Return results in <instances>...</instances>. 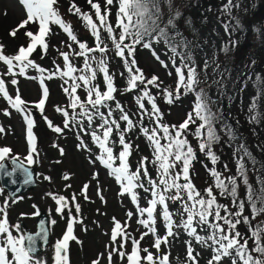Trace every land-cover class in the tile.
Segmentation results:
<instances>
[{
    "label": "rangeland",
    "instance_id": "obj_1",
    "mask_svg": "<svg viewBox=\"0 0 264 264\" xmlns=\"http://www.w3.org/2000/svg\"><path fill=\"white\" fill-rule=\"evenodd\" d=\"M73 3V1H65L64 4L58 2L56 7L60 17L71 25L77 35H85L87 29L82 19L69 10L70 4ZM247 4H241L243 10ZM196 5L197 7L193 9L192 22L187 25L186 30L175 28L170 31L169 38L176 40L181 48L180 52L177 54L171 51L172 49H167L164 43L154 42L151 48H141L135 54L137 67L144 74L151 71L153 77H158L160 82L164 83L159 85L158 89L153 86L150 90V93L156 97L161 123L164 125L183 123L189 113H194V105L201 93L207 104L216 105L224 116L232 119L235 124L232 126L233 136L228 143V150L219 152V147L214 146L215 155L221 158L216 159L215 163L209 161L197 171V188H204L209 181L211 171L220 168L223 162L230 167L236 166L245 160L248 153H251L261 158L258 180L264 191V114L258 112L264 106V80L253 79L259 73L264 74V46L258 50L257 56L252 58L248 56L239 61L235 69L220 65L216 57L220 49L233 47L240 39L229 23L228 9L231 2L230 0H198ZM26 19V9L21 0H0V44L4 45L5 54L15 55L20 46H27L29 41L24 34L26 31L33 33L38 31V24L29 23L25 28L19 29L15 38L9 35ZM50 33L47 37L49 45L47 53L44 54L40 48H37L30 57L46 70L44 73L29 67L25 75L15 77L0 75V78L5 81L9 94L14 97L18 89L21 98L27 102L26 112H19L0 95V127L5 129L4 133H0V149H10L4 159L0 160V164L4 162L10 167V160L14 159L32 168L36 181L33 189L14 197H9L6 190L0 186V208L4 210L0 212V222L7 219L11 234L19 238L23 235V230L20 227L17 230L15 225H19L21 221L26 228L34 230L39 212H44L48 217L49 242L41 253L34 255L43 264H56L54 245L62 240L73 217L76 218V223L73 224V235L76 240H70L68 244L69 264H93V261L98 258L100 264H109L107 259L109 251H112L111 264H128L127 254L131 253L133 245L131 239L123 248H120L119 238L113 243L111 240L113 218L122 224L127 223V232L132 239L139 242L141 250L148 249L157 259L167 255L168 264H191L192 261L184 255L188 254L189 247L183 238L182 241L173 235L168 236L167 243H161L159 251L153 247L157 237L167 236L168 228L164 215L158 224L151 226L155 229L154 234L138 223V219H147V216L139 215L137 204L139 208L149 207V201L154 198L151 191H146L147 188L140 190L136 188L134 191L137 193V201L133 202L130 194H121L123 191L121 184L110 173V169L96 159L102 150L93 142L91 136L81 129L87 132L93 131L100 123L99 118H95L91 126L88 125L86 118L80 116L72 121V116L81 112V109L78 107L73 110L69 107L70 97L65 93L64 88L70 87L73 81L69 77L61 76V72L67 71V68L62 70V66L66 67V65L64 60L60 62L58 58L61 52H68L70 61L75 67L79 57L66 49L65 44L73 43V41L59 26L56 31L52 30ZM109 62L114 77L118 76L124 63L111 59ZM58 67L62 69L57 71ZM177 67L184 71L186 81L189 78L188 69L194 68L195 79L197 85H200L198 86L200 90L187 91L183 85H179ZM6 71L7 65L0 62V74ZM14 71L19 72V68ZM52 73H55L52 79H44L48 97L41 114L35 107L42 99L40 78ZM79 75L73 73V76ZM249 76H253L252 81ZM12 79H16L18 83L11 84ZM65 80L68 81L67 84ZM75 83L81 85L76 95L86 102L88 87L78 80ZM165 85L176 92L171 104L167 102V99L162 98ZM110 101L105 102L107 107L100 108L101 112L107 114ZM58 107L66 109L69 116L65 118L62 112L56 110ZM87 107L92 110L91 105ZM5 112L9 114L5 115ZM26 114H30L34 121L32 135L35 151L32 150L33 144L29 143L28 139V125L24 119ZM66 119L72 121L67 128L64 127ZM81 119H83L82 124L79 122ZM48 121L60 127L62 132L53 131L48 126ZM113 139L114 134L111 137V141L114 142ZM81 141L89 150L79 147ZM111 146L115 147V144L112 143ZM61 148L63 154L60 152ZM28 156H32V164H29ZM135 157V155L132 156V158ZM117 161L118 163L115 162L114 166H119L120 162ZM65 175L69 178L65 179ZM85 185H88L87 199L83 193ZM54 197H64L68 202V206L62 213L58 211L60 205ZM73 197H75L74 200ZM77 204L80 206L79 213L75 211ZM129 212L132 213L130 218L127 216ZM155 216L154 213V218ZM261 220H264V213L257 216L255 221L259 223ZM237 228L244 237H248L249 233H246L245 225ZM145 232L148 234L141 239V235ZM0 239L6 240V235ZM113 249L123 251L126 253L125 257L122 259ZM208 251L210 254H215L212 246H209ZM140 254L146 255L143 251ZM7 255L11 258L10 252ZM141 264H147V261L142 260Z\"/></svg>",
    "mask_w": 264,
    "mask_h": 264
},
{
    "label": "snow or ice",
    "instance_id": "obj_2",
    "mask_svg": "<svg viewBox=\"0 0 264 264\" xmlns=\"http://www.w3.org/2000/svg\"><path fill=\"white\" fill-rule=\"evenodd\" d=\"M231 2V0H230ZM21 3L25 6L27 19L22 21L16 28H14L9 35L13 38L16 37L17 32L21 28H25L29 23L38 24V31L33 33L32 31H26L24 34L28 38L27 46H20L15 55L9 56L4 52V45L0 44V62L7 65L6 73L0 75H11L15 77L16 75H25L26 70L31 67L35 68L40 73H44L46 70L35 63L30 57L32 53L40 48L42 53L46 54L48 50L47 37L51 32V24L58 25L70 38L71 41L78 44L79 52L75 55L84 57V65L81 69L82 72L90 73L89 75H79L73 76V73L77 69L72 65L69 53L61 52V56L65 62L67 71L61 72V76L69 77L73 84L70 87H65L64 91L70 97V105L73 110L80 108L81 112L72 116V121H75L77 116L87 119V123L91 126L95 118H99L100 123L96 128L87 132L90 135L93 142L97 144L99 149H101V154L96 157L106 168L110 169V173L114 178L121 184L123 189L121 194L127 193L131 195L133 202L137 201V193L134 191L136 188H143L144 184L141 183V172L143 176L147 178V183L149 188L146 191H151L154 197L149 201L150 206L146 208H139L137 204L138 212L141 217L145 214L147 219H138V223L144 228L150 229L154 234L155 229L151 226L155 224L154 213L156 211L157 205L162 206L164 219L167 221V236L160 238L157 237L154 241L153 247L159 251L161 243H167V237L172 236V214L168 211V200H179L181 201L183 211L187 214V218L183 221L184 228L192 235L198 243L207 244L210 240L212 245H214L215 255L210 264H218V262L225 256L232 254V250L235 251V257L238 258L240 264H264V220L253 225L252 221L256 219L257 216L264 213V206L257 208L256 199H260L264 203V196L254 198L252 193H249V201L251 202V219L244 215V204L243 202L234 205L237 207V211H229L228 207L217 203L216 195H214L213 188L209 187L206 191V196H203L200 191H198L195 185L191 182V177L189 175V170L192 161L195 159V153L193 148L189 144L188 140L185 138V133L189 129L190 123H194L193 114L189 113L187 119L179 124L167 126L161 123L160 109L156 104V97L153 96L147 89L148 85H153L159 88L157 83L158 77H152L150 79L146 78L144 73L136 67V60L133 56L135 52V46L141 44L145 48H151L153 40L165 39L167 42L168 36L165 29L160 28L158 21L160 20V0H118V17L116 27L120 29L119 35L114 33V29L111 23H109L107 17L110 15L107 9L102 11L101 5L94 2V0H88L89 5L95 10L96 21L93 20L92 16L86 13H82L80 8L73 3L70 7V11L73 14L78 15L82 20H84L87 26L91 29L92 35L95 37L96 47L90 48L86 43L80 42L77 36L74 35L72 27L67 24L59 15V10L56 7L58 0H21ZM114 0H106V5H113ZM98 21V23H97ZM172 19L170 18L168 23L172 24ZM101 29L108 33L111 39L115 54L121 58L124 62L126 71L128 73L127 83L129 91L134 90L138 85H144V91L142 96L137 99V104L141 111V118L143 115H148L150 117H155L156 127L142 128V132L145 137L151 142L153 146V152L155 156V163L158 165V176L153 179L148 175V169L145 166L147 163V158H142L139 162L140 167L135 171H130V166L128 163V158L131 155V144L125 140V132L131 131L136 125L130 116L124 111L123 107L119 104L116 108L120 111V120L126 122V128L122 131L120 129L119 122L113 118L111 108L108 109L107 114L100 111L101 107H107L106 101L114 100V93L116 88L113 83V76L109 73L107 67V60L104 58V54L108 52V48L104 45L101 40ZM155 33V35H153ZM145 37L148 39L146 40ZM130 41L125 43V41ZM71 47V45H69ZM175 51V48H172ZM93 52H99L101 54L100 58L91 56ZM128 53L126 56L125 53ZM91 60H95L98 65V70L103 73L104 79L106 81V91L101 92L99 88L95 85L87 88V99L86 102L82 101L80 96L76 95V91L81 85L75 83V81H81L83 85L87 86L92 83L95 79L97 71L93 70L91 67ZM166 66V65H165ZM19 68V72H15L14 69ZM178 74V84L183 85L187 90H194L193 86L197 83L195 77L196 72L194 68H189V78L185 80L184 71L177 67ZM57 71H60L59 67ZM55 73L49 74L47 77H41L40 83L42 86V99L35 105L37 109L43 114L44 104L48 97V89L44 86V79H52ZM123 75V73H122ZM31 78V77H30ZM18 81L16 79L11 80V84L16 85ZM68 81L65 80V84ZM179 92V87L177 88V93ZM0 95L3 96L8 101V104L12 108L19 112H26L27 102L24 101L19 95V90L17 89L16 95L13 97L9 94V91L5 85L3 78H0ZM167 102L171 104L173 102V93L167 92ZM178 98V96H177ZM151 105V110L149 111L145 108L144 100ZM197 103L194 108L195 116L202 121L204 124L198 127V134L200 129H203L205 125L209 127L207 133V139L205 140L203 135H200L201 143L199 148L201 151H206V155L210 156L213 163L216 161V157L212 155L210 151L211 143L216 139L214 132L211 130L210 121L211 113L205 114L207 109V104L203 98V94L197 97ZM91 105V109L87 107ZM58 112H62L65 118L69 116L66 109L57 108ZM94 110V111H93ZM9 113L5 112V115ZM24 119L27 122L28 128V139L29 143L33 144L32 150L35 151L34 137L32 135V127L34 124L33 119L30 114H26ZM47 120V117H45ZM69 121L66 119L64 127L69 126ZM83 123V119L79 121ZM48 126L52 128L56 133H61L62 129L56 127L51 121H48ZM119 133V144L122 150L114 155L113 147L111 146L113 141L111 137L113 131ZM5 129L0 127V133H4ZM164 141L162 143L161 141ZM79 147L89 150L87 146L81 141ZM10 152V149L3 148L0 149V160H3L5 155ZM61 154H63V149H60ZM29 164L33 163L32 156L27 157ZM116 160H119V166H114ZM179 166L180 170L175 171ZM4 166L0 164V169ZM8 175H12L8 173ZM211 175L215 177V187L220 189L221 194L229 191L228 186L223 180L220 179V174L211 171ZM65 179L69 177L65 175ZM31 180V174H28L24 180V183H29ZM183 180V183L180 181ZM232 185L230 194L232 196L236 195V181L231 178L229 181ZM87 188L85 185L83 188V193L87 199ZM171 192L172 195L166 196L165 193ZM57 204L60 205L58 211L61 213L68 206V202L64 197H54ZM75 197H73V200ZM101 199L103 197L101 196ZM4 210L0 208V212ZM71 211V209H69ZM75 211L79 213L80 206L75 205ZM223 211V215L221 212ZM38 214V213H37ZM130 218L132 213H127ZM211 218V219H210ZM114 227L111 233V240L115 243L118 238L120 240V248H123L125 243L131 239L133 245L130 254H127L128 264H141V261H147V264H168V256L164 255L158 259L148 251V249L141 250L140 244L136 239H132L127 232V223L122 224L113 218ZM54 223V222H53ZM76 223V218H71L65 235L62 240L58 241L55 245L56 249V264H69L67 249L70 240H76L73 235V224ZM241 223L248 226L247 230L250 232V236L244 237L242 233L237 230L238 225ZM195 224V226H194ZM197 226H207L210 229V235L207 240L197 234ZM226 226V227H225ZM16 229L19 230V225H15ZM145 232L141 235L143 239ZM6 235V240L0 239V264H43L39 259H36L32 253L35 249L33 247L35 240L31 235L24 236L21 235L19 238L14 237L10 230L7 219L0 222V237ZM249 239L253 241V247H249ZM28 241V246H25V241ZM117 251L119 256L123 259L126 255L123 251L119 249H113ZM141 251L146 253V255L141 256ZM11 253V258L7 255ZM258 253L259 255H254ZM188 258L196 264V257L192 255V249L189 247ZM107 259L109 264L112 260V251H109ZM93 264H100L99 258L93 261ZM232 264H237V259H233Z\"/></svg>",
    "mask_w": 264,
    "mask_h": 264
},
{
    "label": "trees",
    "instance_id": "obj_3",
    "mask_svg": "<svg viewBox=\"0 0 264 264\" xmlns=\"http://www.w3.org/2000/svg\"><path fill=\"white\" fill-rule=\"evenodd\" d=\"M65 1H70V2L73 1L74 3H76V6L80 8L82 13L91 15L93 20L96 21L95 10L89 5L88 0H75L76 2L74 0H58V2L62 4H64ZM197 1L198 0H160L161 13H160V20L158 21V23L160 28L165 29V31L167 32L168 39L167 42L165 41V39L161 38L158 41L153 40L151 43L162 42L165 44V47L169 50H171L174 47L175 48L174 52L178 54L181 48L177 45L175 39L169 38L171 36L170 31L175 28L186 30L187 25L192 22L193 12H194L193 9L197 7L196 5ZM94 2L99 3L101 5L102 11L104 9H107L109 11L110 15H108L107 19L109 23L112 24L114 33L118 36L120 32V29L116 27L117 17H118V0H114L113 5L111 6L106 5V0H94ZM243 3H248L247 7L244 10L241 6V4ZM71 5L72 4H70V7ZM228 14H229V23L232 26L233 31L236 33V35L240 36V39L238 40V43H236L233 47H225L224 50L220 49L216 57L220 65L224 67L231 66L233 69H235L239 61L248 58V56L250 58L257 56L259 52L258 50L264 46V0H231V5L230 8L228 9ZM170 18L173 21L172 24L168 23ZM82 23L86 27L87 32L85 33V35L79 36L75 31H73L74 35L77 36L80 42L86 43L90 48H95L96 41H95V37L92 35L91 29L87 26L84 20H82ZM50 27L52 33V30L55 31L57 30L58 25L51 24ZM100 35H101V40L104 42V45H106L108 48V52L104 54V58L107 60V67L109 73L113 76V83L116 88V91L113 94L115 98L114 100L110 101L111 103L109 106V108L113 110L112 116L114 119H116L119 122L120 129L123 131L126 128V122L119 119L121 113L116 108V105L119 104L120 106L123 107L124 111L130 116V118L133 120V123L136 125L134 128H132L131 131L125 132V140L126 142L130 143L132 146L131 155L128 158L130 171L135 172L140 167L139 162L141 161V159L146 157L147 163L145 166L148 169V175L153 179H155L158 176V165L155 163L153 146L151 142L143 134L142 128H149V129L155 128L156 121H155V117H150L148 115H143V118H141L142 110L139 108L137 104V99L142 96V93L144 91V85H138L136 89L131 91L127 90L128 73L126 71L125 64L121 67L120 74L114 77V74L111 71L112 68H110L111 64L109 62V59L118 60V62L120 63H124V62L121 60L119 56L115 54L114 46L111 39L108 36V33L103 31V29H101ZM153 35H155V33H153ZM145 39L147 40L148 38L145 37ZM129 42L130 41L128 40L125 41L126 44ZM69 45H71V47H69ZM65 47L67 50L73 52V54L80 51L78 44H76L75 42L73 43L68 42L65 44ZM141 48L144 47L141 44H137L135 46V52L133 53V56H135V54H137L141 50ZM90 55L96 57L97 59H99L101 56L99 52H93ZM125 55L127 56L128 53L126 52ZM77 57H79V60L76 62L74 61L76 64L75 68L77 69L75 73L77 75L81 74V75L90 76V73L81 71L84 65V57L83 56H77ZM58 59L60 62L63 61L61 56H59ZM90 63L92 69L97 71V75L95 79L92 80V83L90 85H87V87H91L92 85H95L97 88L100 89L101 92L106 91V81L104 79L103 73L98 70V65L95 60H91ZM62 68L60 67V69L64 70L66 67L62 66ZM144 75L148 79L153 77L151 71L147 72ZM252 77L253 76H249V79H251L250 81H252ZM253 79L264 80V74L259 73ZM157 83L159 85H164V83L162 84L159 79ZM198 86L200 85H197L196 83L193 86V89L196 91L200 90ZM152 87L153 85H148L147 89L150 91ZM164 89H165L164 90L165 93L164 96H162V98L168 99L167 92H172L173 93L172 99H173L176 93L175 90L168 87L167 85H165ZM126 102H128V104ZM144 104H145V108H147L150 111L151 105L147 102L146 99L144 100ZM208 112L211 113V117H212L210 121L211 130L214 132L216 137V139L210 145V151L212 155H214L216 159H218L221 157L215 155L214 146L219 147V152H221L222 150L224 151L228 150L229 148L228 143H230V139L233 136L232 126L235 124L233 123L232 119L224 116V114L218 109L216 105L207 104V109L205 114H208ZM258 112L260 114H264V106L260 108ZM193 118L195 122L189 125V129L185 133V138L188 140L189 144L191 145L195 153V159L191 163L189 175L191 177V182L196 187V181L198 180L197 171L200 170L204 164L212 160L210 156L206 155V151H208V149H206L205 151H201L199 148V145L202 142L200 139V135H203L204 139L206 140L209 127L205 125L203 129H200V133L198 134V127L204 124V121L197 118L195 115H193ZM113 134H114L113 140L115 144V147H113L114 150L113 152L115 155L118 154V152H120L122 148L119 144V133L114 130ZM161 142L164 143L163 140ZM143 153H146V155L145 154L143 155ZM133 155H135L136 157L132 158ZM199 157L200 158L202 157V159H200ZM116 163H118L117 160ZM261 164H262L261 158L251 153H248L245 157V160L241 164L239 162V165L236 166L234 165L230 167L227 166L225 162H223V165L220 168L212 171H215L220 174V179L225 182V184L228 186L229 191L221 194L220 189L215 187V177H213L211 173L209 175V181L206 182L205 187L202 189L196 187V189L200 191L203 196H206L205 190L209 187H212L214 195H216L217 203L227 206L229 211L232 212L238 210L237 207L234 205L233 201H235L236 204L243 202L244 215L248 216L249 219H251L252 208H251V202L249 201V193L251 192L254 198L263 196L264 194L263 189L260 187V181L258 180V170ZM179 170L180 168L179 166H177L175 171H179ZM231 178H234L236 181L235 196H232L230 194L232 185L229 181ZM140 182L144 184L143 188H149V185L147 183V178L143 176V172H141ZM180 183H183V180H181ZM143 188H137V189L140 190ZM165 195L170 196L172 195V193L171 192L165 193ZM167 204H168V211L172 214L173 236L181 240L182 238L185 239L184 241L186 242L187 246L191 247L192 249V255L196 257V264H210V261L213 260V256L215 255L213 253L210 254L208 251L209 246L214 247V245H212V242L209 240L207 244L198 243L195 240V238L192 235H190L189 232L184 228L183 221L187 218V214L184 213L183 211L181 201L168 200ZM262 206H264V203H262L260 199H256V207L259 208ZM155 214H156L155 224H158L161 217H163L162 206L157 205ZM221 214L222 215L224 214L223 211L221 212ZM255 220L252 221L253 225L257 223ZM244 225L245 224L241 223L238 226L243 227ZM245 227H246L245 231L247 233L248 226L245 225ZM237 230L240 231L238 228ZM248 233H249L248 236H250V232ZM197 234L203 237L205 240H207L210 235V229L207 226H197ZM248 243L250 248L253 247V241L251 239H249ZM184 255L188 257L187 253H185ZM254 255H259V254L254 253ZM234 258L237 259V264H240L238 258L235 257L234 250H232L231 255L223 257L218 262V264H232Z\"/></svg>",
    "mask_w": 264,
    "mask_h": 264
},
{
    "label": "water",
    "instance_id": "obj_4",
    "mask_svg": "<svg viewBox=\"0 0 264 264\" xmlns=\"http://www.w3.org/2000/svg\"><path fill=\"white\" fill-rule=\"evenodd\" d=\"M2 164L4 167L0 169V186L6 190L9 197L24 193L36 186L34 170L32 168L26 167L14 159L10 160V167L6 163ZM8 173H11L12 175H8ZM28 174H31V180L29 183H24ZM19 227L23 229L24 236L31 235L34 237L35 243L33 247L35 251L32 255L41 253L49 241L47 215L42 211L39 212L35 221L34 230L26 228L21 221L19 222ZM25 246H28L27 240L25 241Z\"/></svg>",
    "mask_w": 264,
    "mask_h": 264
}]
</instances>
